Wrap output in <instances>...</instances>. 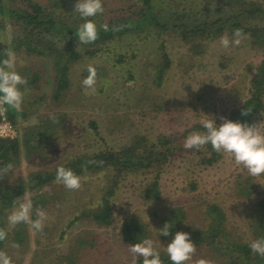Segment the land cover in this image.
I'll use <instances>...</instances> for the list:
<instances>
[{
    "label": "rangeland",
    "instance_id": "374dc122",
    "mask_svg": "<svg viewBox=\"0 0 264 264\" xmlns=\"http://www.w3.org/2000/svg\"><path fill=\"white\" fill-rule=\"evenodd\" d=\"M12 1L4 0L9 5H13ZM37 1L59 21L75 25L82 22L73 11L76 0ZM134 1L103 0L104 11L95 19L108 22L116 15H133L143 4L140 1L131 5ZM247 1L255 2L248 6L251 11L238 20L232 16L230 22L264 25V10H255L259 6L264 9V0ZM152 2L160 11L161 24L237 13L226 10L219 0ZM22 4L25 5L23 1ZM225 33L231 35L226 30L213 38L197 40L200 46L194 49L192 41L184 39L176 28L162 29L154 23L126 32L98 45L100 49L95 54L83 53L80 58L71 59L67 70L69 85L55 98L54 57L28 54L23 48L15 49L13 43L11 46L23 30L0 14V47L5 44L14 52L19 61L15 68L27 81L21 85L24 97L17 108L27 113L16 118L19 134L28 127L44 126L43 141L33 151H27L20 140L19 160L14 163V170L4 174L0 170V183L26 181L30 173L54 169L76 155L103 148L118 149L138 139L156 141L161 135L185 132L188 135L199 130L196 125L201 124V117L211 118L208 114L218 124L223 122L222 117L249 123L264 120V106L254 113L242 114L246 110L245 101L252 94L257 67L264 59V47L247 36L239 46L225 48L219 39ZM60 39L61 36L57 37ZM61 41L64 42L63 37ZM166 57L170 63L160 74L158 69L163 67ZM88 64L97 69V92L92 95L86 94L81 84L88 74ZM30 69H39L41 76L27 78V73H32ZM201 149L203 153L197 149L178 150L162 166L158 198L148 199L143 195L146 184L156 178V169L123 175L111 199L109 224L83 211L100 204L110 170L80 175L81 186L77 189H68L53 180L37 190L26 191L17 202L25 198L31 201L39 194L42 202L37 210L48 214L45 226L36 231L25 223L23 245L13 243L0 251L10 257L11 264H133L130 244L120 240L125 219L132 215L140 217L151 232L147 237L157 242L158 250L165 252L176 231L191 229L198 237L208 232L210 215L214 214L209 212L211 204L223 210L224 220L216 224L223 239L253 240L252 206L264 198V174H249L227 153H218L213 161L205 162L202 158L209 157L212 150L206 145ZM243 186L252 187L251 194L241 192ZM44 195L49 199L47 202H43ZM16 204L7 213L8 230L14 225L8 221V215ZM31 215L36 217L33 208ZM165 223L170 227L168 236L161 234ZM80 239L86 240L81 247ZM221 252L210 244L196 243L193 260L203 257L211 264H234ZM136 264L143 263L136 260Z\"/></svg>",
    "mask_w": 264,
    "mask_h": 264
},
{
    "label": "trees",
    "instance_id": "16d2710c",
    "mask_svg": "<svg viewBox=\"0 0 264 264\" xmlns=\"http://www.w3.org/2000/svg\"><path fill=\"white\" fill-rule=\"evenodd\" d=\"M9 1L11 2V0ZM22 1L25 5L22 4ZM140 1H142L143 4L133 15H116L108 19V22H98V19H95L96 17H91L98 26L99 35L95 41L87 44L79 43L75 30L78 28L79 24L75 25L57 20L53 12H48L46 7L37 0H14L12 1L13 5L5 3L4 0H0V14L7 16L23 30V34L16 37L13 42L10 43L11 46L13 43L15 49L23 48L28 54L54 57L56 66L55 98H59L62 91L69 85L67 70L71 59L80 58L83 53L95 54L100 49L97 47L98 45L101 46V44L118 36H122L126 32L139 30L147 24L155 23L162 29H178L184 39L192 41V47L194 49L200 46V42H197V40L213 38L216 35L223 34L226 30H230L232 33L235 28L243 29V31L248 34V37L254 38L258 44L264 47V25L245 26L241 24L240 21L230 22L232 16H235L234 19L238 20L240 16L251 11L248 6H253L255 4L253 1L219 0L224 3L226 10L232 9L236 11V15L225 14L218 17L211 16L210 18L207 17L200 21L194 18L190 22L181 24L172 23L171 20L168 21L169 23L166 22V24H161L159 21L160 11L154 8L152 0H135L131 5L135 3L138 4ZM236 6H240L239 8L241 9L238 11L235 10ZM255 10L263 11L264 9L259 6ZM103 24L109 26L107 30L100 27ZM59 36H61V39L57 40ZM62 37L64 38V42L61 41ZM75 39H77L76 44ZM59 41L61 44H58L60 43ZM7 50V45L5 44L0 47V58H3L7 54ZM169 63L170 61L166 57L163 67L158 69L160 74L164 72V67L168 66ZM30 70L32 73H27V78L30 76L32 79H38L41 76L39 69ZM252 85V94L244 104L246 109H251L249 111L250 114L264 106V59L257 67ZM7 108L8 115L15 123L18 115L23 117L27 116L26 112L17 108L9 106H7ZM47 122H51L50 118ZM43 127V125L28 127L21 135L19 134L15 138L0 136V170H2L3 166L7 163L12 162L14 164L19 160L21 153L20 140L24 141L23 146L27 151H33L39 143L41 144L43 141V130L41 129ZM196 127L203 131L201 124H197ZM94 128L96 129V127ZM40 130L42 132H40ZM186 135V132L174 133L173 135H161L156 141H148V139L142 138L118 149L103 148L91 154L76 155L69 161L61 164L66 167H71L79 175H84L88 171L98 172L100 170H110L103 186L104 194L102 195L100 204L95 206V209L83 211V213L92 215L99 222L106 224L111 223L112 218L110 215L113 208L111 199L114 195L116 185L123 175L130 172H138L141 170L151 172L156 169V178L146 184L143 195L148 199L158 198L160 196L158 182L160 169L167 161L172 159L173 155H175L178 150L185 149L183 147L184 141H182L181 138L183 139ZM206 146L208 149L212 150V153L209 157L205 155L202 160L211 162L217 158L216 155L218 152H216L210 144ZM188 150L192 151L195 149ZM197 151L198 153H203L202 149H197ZM58 166L54 169L32 172L29 174L26 181H16L12 184L0 183V230L6 232L5 238L0 240V249L13 243L23 245L25 240L23 237L25 222L16 223L13 225L12 230H8L7 213L26 191L37 190L44 184L55 180ZM240 191L248 195L251 194L252 187L246 188L243 186ZM40 197L41 196L38 194L31 199L32 208L35 213L42 202L40 201ZM42 199L43 202L49 200L46 195H44ZM252 207L253 222L251 226L253 237L256 239L264 236V198L259 199ZM178 209L181 210V208ZM209 212H213L214 214L210 215L212 217V222H210L208 232L204 236L198 237L195 235L194 231L186 229V232L190 233V238L193 237L197 244L207 243L214 246L216 250L222 251L221 253L226 255L234 264H264V256L254 253L251 250L249 247L250 241L242 242L236 239L225 240L220 236L219 231H217L218 228H216V224L224 220V213L220 206L211 204L209 206ZM142 221L140 217L135 215L125 219L120 230V240L123 244L136 243L151 233ZM84 242L86 243V240L80 239V244L78 246L81 247ZM159 251L163 264H173V262L169 260L166 252ZM137 260L143 263L142 257H139Z\"/></svg>",
    "mask_w": 264,
    "mask_h": 264
},
{
    "label": "clouds",
    "instance_id": "9594fccd",
    "mask_svg": "<svg viewBox=\"0 0 264 264\" xmlns=\"http://www.w3.org/2000/svg\"><path fill=\"white\" fill-rule=\"evenodd\" d=\"M82 18V22L76 28L79 43H91L98 38V26L94 19L104 11L103 0H76L75 8ZM105 30L107 24H103ZM247 33L241 28H235L231 35L225 33L220 43L225 47L239 46L247 37ZM18 58L9 49L7 54L0 58V105L19 108L23 102L24 89L21 85L27 83L26 78L16 70ZM87 75L81 80L83 90L92 95L97 92V69L93 64L86 67ZM251 109L243 110L247 114ZM264 114V112H262ZM211 118L201 117V130H193L184 140L185 149H201L210 144L218 153L230 154L237 164H242L249 174L253 176L264 174V120L249 123L248 121L233 120L222 117V123H217L213 115ZM14 170L12 162L3 166V174ZM55 181L63 184L68 189H77L81 186L82 177L71 167L60 165L56 169ZM32 202L27 198L19 200L14 209L8 215L11 224L25 222L30 224L36 231L43 230L48 214L39 209L36 217L31 215ZM161 234L170 235L169 223L161 227ZM6 232L0 230V240L4 239ZM156 241L145 237L136 243H130V252L133 253L132 261L136 264L139 257L143 258V264H163L160 251L157 249ZM249 247L254 253L264 256V236L253 239ZM165 252L173 264H211L210 261L201 257L193 260L196 251V243L190 238V233L180 230L176 231L171 240L165 246ZM0 264H11L10 257L0 251Z\"/></svg>",
    "mask_w": 264,
    "mask_h": 264
},
{
    "label": "built area",
    "instance_id": "2783aa9c",
    "mask_svg": "<svg viewBox=\"0 0 264 264\" xmlns=\"http://www.w3.org/2000/svg\"><path fill=\"white\" fill-rule=\"evenodd\" d=\"M19 135L17 124L8 115L6 105H0V136L15 138Z\"/></svg>",
    "mask_w": 264,
    "mask_h": 264
}]
</instances>
